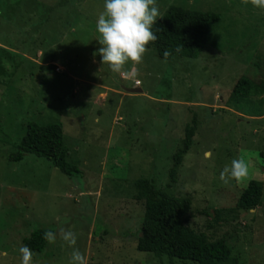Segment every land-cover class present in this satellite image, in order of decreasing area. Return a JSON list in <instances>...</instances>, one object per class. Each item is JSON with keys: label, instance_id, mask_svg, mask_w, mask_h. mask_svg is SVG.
I'll list each match as a JSON object with an SVG mask.
<instances>
[{"label": "rangeland", "instance_id": "374dc122", "mask_svg": "<svg viewBox=\"0 0 264 264\" xmlns=\"http://www.w3.org/2000/svg\"><path fill=\"white\" fill-rule=\"evenodd\" d=\"M156 3L160 17L177 6L220 20L198 59H163L148 48L128 76L93 55L104 0H0V264H20L22 239L33 229L57 233L33 264H69L73 247L61 228L75 233L88 264H196L136 250L144 205L134 182L141 178L188 197L185 225L224 240L236 264H264V12L241 0ZM240 78L254 86L243 99L232 94ZM32 122L62 125L81 177L32 156L12 161ZM193 124L190 148L170 176ZM241 156L249 177L224 185L221 170ZM250 181L262 187L260 205L237 209ZM215 210L225 217L217 223Z\"/></svg>", "mask_w": 264, "mask_h": 264}, {"label": "trees", "instance_id": "16d2710c", "mask_svg": "<svg viewBox=\"0 0 264 264\" xmlns=\"http://www.w3.org/2000/svg\"><path fill=\"white\" fill-rule=\"evenodd\" d=\"M219 20L217 13L169 6L153 28L157 40L147 45V48H153L163 59L165 50L171 53L166 59H198L208 44L213 26ZM178 46L181 47L180 51L176 50ZM261 86L264 87V84H260ZM253 88L249 80L240 78L232 94L237 99H243ZM194 127L193 124L186 128L183 147L173 156L174 164L169 172L170 176L180 164L182 155L190 148ZM26 156L49 162L70 179L83 175L75 161L68 159L69 153L64 146L62 125L59 123H29L24 136L16 145L12 161L21 162ZM134 188L135 200L142 201L144 205L136 240L137 251L150 253L155 258L165 256L169 260L196 264H236V261L231 259V249L224 240L210 241L203 233H196L185 225L187 217L191 214V201L188 197L179 198L163 193L156 187L152 178L136 180ZM261 199V185L257 181H250L240 195L236 208L252 210L260 205ZM222 213V210H215L212 220L216 223L223 220L225 217H222ZM206 216L209 217L208 214ZM47 231L49 229L31 230L29 235L22 239V245L28 246L33 253H44L47 242L44 234Z\"/></svg>", "mask_w": 264, "mask_h": 264}, {"label": "clouds", "instance_id": "9594fccd", "mask_svg": "<svg viewBox=\"0 0 264 264\" xmlns=\"http://www.w3.org/2000/svg\"><path fill=\"white\" fill-rule=\"evenodd\" d=\"M245 6L251 5L254 9L264 12V0H241ZM160 17L156 0H104L103 10L99 12L95 24L96 41L100 47L97 53L101 57V64L107 65L112 73L131 76L143 62L151 42L157 40L153 28ZM160 31V29H156ZM177 51L181 50L178 46ZM171 55L165 50V59ZM131 71H128V68ZM207 155V153L205 154ZM250 175L249 164L243 156L234 158L229 165L221 170L219 179L224 185L232 181L242 183ZM60 238L73 247L69 264H88V258L76 245V236L73 231L61 228ZM44 239L55 243L57 233L49 230L45 232ZM20 264H33L32 250L22 245L19 248Z\"/></svg>", "mask_w": 264, "mask_h": 264}, {"label": "water", "instance_id": "95a60500", "mask_svg": "<svg viewBox=\"0 0 264 264\" xmlns=\"http://www.w3.org/2000/svg\"><path fill=\"white\" fill-rule=\"evenodd\" d=\"M128 93H141L140 89H124Z\"/></svg>", "mask_w": 264, "mask_h": 264}]
</instances>
